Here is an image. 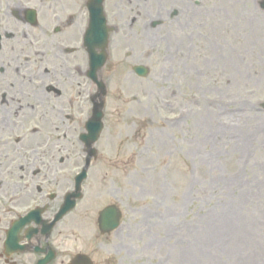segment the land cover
<instances>
[{
	"label": "rangeland",
	"instance_id": "obj_1",
	"mask_svg": "<svg viewBox=\"0 0 264 264\" xmlns=\"http://www.w3.org/2000/svg\"><path fill=\"white\" fill-rule=\"evenodd\" d=\"M232 2L157 33L148 60L137 34L110 44L101 156L84 189L125 210L106 241L121 264H264V11ZM57 149L77 162L69 136Z\"/></svg>",
	"mask_w": 264,
	"mask_h": 264
},
{
	"label": "flooded vegetation",
	"instance_id": "obj_2",
	"mask_svg": "<svg viewBox=\"0 0 264 264\" xmlns=\"http://www.w3.org/2000/svg\"><path fill=\"white\" fill-rule=\"evenodd\" d=\"M252 1L249 12L261 14L262 0ZM204 2L219 0H0V264H115L117 246L102 234L99 191L82 190L58 215L85 162L80 134L95 106L102 113L90 78V36L102 34L103 6L110 44L137 34L148 60L149 39L199 21ZM97 76L102 82V68ZM41 132L45 139L28 147ZM68 136L80 146L77 162L70 153L57 157ZM64 171L70 176L58 178Z\"/></svg>",
	"mask_w": 264,
	"mask_h": 264
},
{
	"label": "water",
	"instance_id": "obj_3",
	"mask_svg": "<svg viewBox=\"0 0 264 264\" xmlns=\"http://www.w3.org/2000/svg\"><path fill=\"white\" fill-rule=\"evenodd\" d=\"M108 31L109 29L107 28V26L105 25V19H104V16H103V13H102V36L100 38L101 42L97 45V48L100 49V53L99 54H96L94 52V50H91V62H92V72H91V76H92V79L94 81L97 82V78H96V71L103 65L105 64L106 62V59H107V53H106V47H107V43H108ZM94 37H91V46H92V49L95 47L94 45ZM135 70L136 72L139 74V75H145V69H143V67H135ZM98 86L99 87H102V107H103V103H104V95L106 93L105 91V87H104V84L102 83L101 85V82H97ZM262 106L264 107V103L262 104ZM94 118L92 119L95 120L93 122H91L90 124V128L88 127V130H89V133L88 135H82V138L83 140H89L87 142V146L90 148V145L93 144L97 137H98V134L100 132V129H101V123H100V117L101 115L100 114H95V116H93ZM102 117H103V113H102ZM103 126V124H102ZM94 149L93 148H90V154H89V157H88V160L91 156L94 155ZM85 177V169L82 171L81 174H79L77 177H76V184H75V188L76 190H80V184L82 182V180L84 179ZM74 196L75 198L79 197V194L78 193H74L73 195H67L66 198H65V203L63 205V211L62 212H65L66 209H69L70 207L73 206L74 204V200H71L70 198ZM119 214L118 212H116L113 208H106L102 211V230L106 231V232H110L111 230L115 229L117 226H118V223H119Z\"/></svg>",
	"mask_w": 264,
	"mask_h": 264
},
{
	"label": "bare ground",
	"instance_id": "obj_4",
	"mask_svg": "<svg viewBox=\"0 0 264 264\" xmlns=\"http://www.w3.org/2000/svg\"><path fill=\"white\" fill-rule=\"evenodd\" d=\"M256 25H255V27H257L260 23H261V21L260 20H258V19H256Z\"/></svg>",
	"mask_w": 264,
	"mask_h": 264
}]
</instances>
